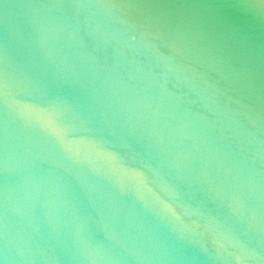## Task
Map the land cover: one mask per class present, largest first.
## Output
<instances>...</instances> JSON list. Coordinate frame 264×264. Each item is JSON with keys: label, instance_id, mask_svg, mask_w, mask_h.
I'll list each match as a JSON object with an SVG mask.
<instances>
[{"label": "water", "instance_id": "95a60500", "mask_svg": "<svg viewBox=\"0 0 264 264\" xmlns=\"http://www.w3.org/2000/svg\"><path fill=\"white\" fill-rule=\"evenodd\" d=\"M0 264H264V4L0 0Z\"/></svg>", "mask_w": 264, "mask_h": 264}, {"label": "rangeland", "instance_id": "374dc122", "mask_svg": "<svg viewBox=\"0 0 264 264\" xmlns=\"http://www.w3.org/2000/svg\"><path fill=\"white\" fill-rule=\"evenodd\" d=\"M264 3V0H261Z\"/></svg>", "mask_w": 264, "mask_h": 264}, {"label": "bare ground", "instance_id": "6f19581e", "mask_svg": "<svg viewBox=\"0 0 264 264\" xmlns=\"http://www.w3.org/2000/svg\"><path fill=\"white\" fill-rule=\"evenodd\" d=\"M261 1V0H260ZM262 2V1H261ZM263 3V2H262ZM264 4V3H263Z\"/></svg>", "mask_w": 264, "mask_h": 264}]
</instances>
